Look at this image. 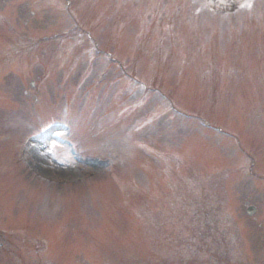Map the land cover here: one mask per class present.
<instances>
[{
  "label": "rangeland",
  "instance_id": "374dc122",
  "mask_svg": "<svg viewBox=\"0 0 264 264\" xmlns=\"http://www.w3.org/2000/svg\"><path fill=\"white\" fill-rule=\"evenodd\" d=\"M0 228V264H264V0H0Z\"/></svg>",
  "mask_w": 264,
  "mask_h": 264
},
{
  "label": "flooded vegetation",
  "instance_id": "af4514ba",
  "mask_svg": "<svg viewBox=\"0 0 264 264\" xmlns=\"http://www.w3.org/2000/svg\"><path fill=\"white\" fill-rule=\"evenodd\" d=\"M0 231H1L0 232V261H6L10 258L11 254L9 251H6V246L8 245L7 240H6L7 237H3L2 232H4V231H2V230H0ZM6 232H4V233H6ZM8 235H10V233H8Z\"/></svg>",
  "mask_w": 264,
  "mask_h": 264
},
{
  "label": "trees",
  "instance_id": "16d2710c",
  "mask_svg": "<svg viewBox=\"0 0 264 264\" xmlns=\"http://www.w3.org/2000/svg\"><path fill=\"white\" fill-rule=\"evenodd\" d=\"M211 261L213 262H210V264H221V263L227 264L228 263L227 254L224 251L221 252L219 244L216 247V250L213 254V258L211 259Z\"/></svg>",
  "mask_w": 264,
  "mask_h": 264
}]
</instances>
